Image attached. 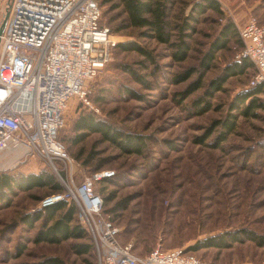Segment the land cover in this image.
Here are the masks:
<instances>
[{"label":"rangeland","instance_id":"374dc122","mask_svg":"<svg viewBox=\"0 0 264 264\" xmlns=\"http://www.w3.org/2000/svg\"><path fill=\"white\" fill-rule=\"evenodd\" d=\"M198 1L170 0L171 22L188 15ZM216 1L222 15L209 11L201 17L197 33L189 40L188 59L177 64L172 62L168 49L154 40L137 38L136 30L114 33L124 17L121 7L114 9L119 0H98L100 24L112 30V40L117 44L136 41L153 52L159 70L154 76L148 75L151 67L139 70L148 75L151 90L143 89L117 69L118 64L142 61L141 56L112 52L109 63L87 85L91 107L84 108L73 98L64 111L65 125L59 138L71 163L53 161L55 171L47 161L30 157L0 168V174L23 175L46 168L66 193L67 188L78 186L96 171H113L114 176L107 179L110 181L98 184L96 192L103 198V213L119 229V243L130 245L132 253L139 257L157 248L187 249L210 236L241 229L264 236V111L255 110L257 118L238 116L235 130L218 145H213L218 129L204 143H196V138H204L207 129L226 116L229 103L239 92L254 88L250 82L256 74L255 67L228 79L223 90L209 99L212 107L207 113L194 116L184 111L186 105L202 96L208 82L226 64L239 61L236 57L243 49L239 32L240 42L231 41L226 50L217 54L213 68L204 77L203 88L188 97L182 107L172 101V96L187 83L173 85L171 76L198 64L222 24L229 20L238 31L255 18L264 25V0ZM10 2L0 0V25ZM118 84L133 88L145 100L120 97ZM98 95L102 99L96 102ZM90 112L123 131L147 137L144 154H123L97 134L81 144H72L75 119ZM50 194L48 189H34L7 194L0 200V264H35L48 256L59 257L65 264H99L97 255L77 256L71 252V245L79 242L76 240L60 245L32 243L40 224L30 229L18 221L19 217L59 195ZM106 197L111 198L108 203ZM18 245L23 251L17 256L14 252ZM191 254L208 264H264V248L250 241L234 243L226 250L202 249Z\"/></svg>","mask_w":264,"mask_h":264},{"label":"built area","instance_id":"2783aa9c","mask_svg":"<svg viewBox=\"0 0 264 264\" xmlns=\"http://www.w3.org/2000/svg\"><path fill=\"white\" fill-rule=\"evenodd\" d=\"M98 0H11L0 35V168L37 157L71 163L59 133L64 111L76 98L85 107L87 85L111 60L112 40L100 25ZM243 49L236 59L256 69L251 87L264 89V25L251 18L238 30ZM6 75L7 78L5 77ZM114 176L96 172L41 207L72 201L93 242L99 264H208L184 249L159 248L139 257L119 243V229L103 214L96 187Z\"/></svg>","mask_w":264,"mask_h":264},{"label":"trees","instance_id":"16d2710c","mask_svg":"<svg viewBox=\"0 0 264 264\" xmlns=\"http://www.w3.org/2000/svg\"><path fill=\"white\" fill-rule=\"evenodd\" d=\"M110 1L112 0H105V3ZM114 7V9L121 7L124 14L119 26L113 29L114 33H120L127 29L136 30L137 38L154 40L168 49L170 51L169 57L173 63L177 64L188 59L191 50L189 40L197 33L196 26L200 22L201 17L209 11H213L220 16L222 15L220 4L216 0H199L195 2L191 7L190 13L181 19H177L179 21L176 20L177 22L175 23L171 22L170 0H119V4ZM237 35L238 31L235 24L229 20L226 21L225 24L220 26L217 36L209 43L198 64L171 76L170 83L173 85L187 83L183 90L172 96V101L175 105L182 107L183 102L188 97L203 88L204 77L213 68L217 54L220 51L226 50L231 41H239ZM240 43L242 44V42ZM114 51L123 53L132 52L143 58L142 61L136 62L133 65L126 63L118 64L119 68L117 69L124 75L131 77L133 82L140 85L143 89L151 90L152 83L148 81L147 77L148 75L154 76L156 71L159 70L153 52L136 41L116 44L112 49V52ZM252 65L247 59L226 64L222 71L208 82L202 96L192 100L190 105L185 106L184 111L194 116L203 115L210 111L212 106L209 99L223 90L228 79L244 75ZM149 68L151 69L150 74L147 76L146 74H140L139 70L146 71ZM117 90L120 97H129L139 101L145 100L144 95L125 84H118ZM262 96H264V89L262 87H254L250 90L239 92L229 103L226 116L214 122L207 129L204 138H196V143H204L214 133L215 129H218V135L213 144L218 145L225 140L228 134L235 130L238 116L257 118L258 114L254 111H264ZM97 99H102V96H95L94 100L96 102ZM83 107L85 108V106ZM73 131L74 137L71 139V142L74 145L81 144L92 134H97L101 136L103 141L109 142L123 154H144L147 137L114 127L101 120L93 112L79 114L74 121ZM59 140L62 142L61 138ZM108 181L110 180L103 182ZM34 189H48L51 192L50 195L63 194L59 181L46 168L41 169L38 173L23 175L0 174V200L6 197L7 194L13 196L18 191L28 192ZM105 200L108 203L111 198L106 197ZM77 212L78 209L74 202L64 200L47 207H40L30 214H23L19 217L18 221L30 229L34 228L35 223L39 222L40 225L36 230L34 238H32V243L60 245L64 242L76 240L79 242L71 245V252L73 254L77 256L94 254L96 257L91 237L85 228L80 225ZM104 215L107 216L106 214ZM247 241L264 248V236L241 229L236 232H224L217 236H210L184 249V252L191 254V252H197L202 249L226 250L234 243ZM22 251L23 248L18 245L14 253L18 256ZM35 264H65V262L59 257L48 256Z\"/></svg>","mask_w":264,"mask_h":264},{"label":"water","instance_id":"95a60500","mask_svg":"<svg viewBox=\"0 0 264 264\" xmlns=\"http://www.w3.org/2000/svg\"><path fill=\"white\" fill-rule=\"evenodd\" d=\"M7 15H8V10H7V13L5 14V16H4V18H3V21H2V23H1V25H0V35H1L2 30H3V27H4V25H5V22H6V19H7Z\"/></svg>","mask_w":264,"mask_h":264},{"label":"bare ground","instance_id":"6f19581e","mask_svg":"<svg viewBox=\"0 0 264 264\" xmlns=\"http://www.w3.org/2000/svg\"><path fill=\"white\" fill-rule=\"evenodd\" d=\"M8 75H6L5 77L7 78Z\"/></svg>","mask_w":264,"mask_h":264}]
</instances>
